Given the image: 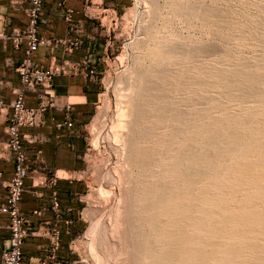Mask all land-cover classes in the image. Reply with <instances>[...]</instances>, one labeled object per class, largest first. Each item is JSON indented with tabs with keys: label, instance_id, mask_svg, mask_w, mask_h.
Returning <instances> with one entry per match:
<instances>
[{
	"label": "rangeland",
	"instance_id": "rangeland-1",
	"mask_svg": "<svg viewBox=\"0 0 264 264\" xmlns=\"http://www.w3.org/2000/svg\"><path fill=\"white\" fill-rule=\"evenodd\" d=\"M77 1L81 7L84 1ZM6 11L0 9V33L3 26H19L4 15ZM12 11L26 22L24 9ZM118 11L115 50L99 66L97 102L79 134V170L74 178L88 188L81 198L79 230L63 250L64 256L68 253L66 264H130L127 238L133 239L138 225L145 226L142 207L156 200L158 186L165 187L176 216H162L157 225L166 233L187 230L188 218L178 222V217L188 213L191 218L195 210L189 208L190 201H200L205 189L212 192L222 182L220 175L185 179V165L181 170L173 166L186 153L181 142L199 143L207 129L220 131L227 125L226 115H242L253 105L248 98L251 82L264 79V0H129ZM10 50L7 46L3 53ZM12 72L0 70V76L9 78ZM178 122L188 133L176 130ZM148 148L154 162L141 171L138 151ZM193 153L200 156L201 170L215 166L205 158L214 159L216 152ZM45 167L41 177L33 174L27 180L28 192L41 193L32 180L40 183L55 172ZM188 188H193L192 200ZM258 230L249 242L258 257H252L249 245L238 243L237 248L253 264H264V227Z\"/></svg>",
	"mask_w": 264,
	"mask_h": 264
},
{
	"label": "built area",
	"instance_id": "built-area-1",
	"mask_svg": "<svg viewBox=\"0 0 264 264\" xmlns=\"http://www.w3.org/2000/svg\"><path fill=\"white\" fill-rule=\"evenodd\" d=\"M45 0H8L11 10L24 9L27 24L23 29H13L9 34L1 30L0 40L9 41L13 50H23L20 63L15 67L19 77L20 89L13 91L15 98L8 104L0 94V112L8 108L5 149L13 164V171L8 181L3 180L0 171V215L9 220V236L0 253V264H66L58 256L61 245L59 212L60 202L56 189V172L32 187L50 191V210L54 213L52 221H42L35 227L21 211L20 204L26 192L25 181L33 174L42 175L46 170L41 146L50 140L59 141L66 133L79 135L75 131L70 117L71 104H59L53 89V80L59 76L82 75L98 81L101 75L99 66L106 62L115 50L116 30L121 16L117 7L106 4L105 0H84L80 9L70 7L66 0H56L55 10L66 26V35L62 38L44 37L40 28L46 23L44 15ZM39 49H47L54 58L55 52L69 56L76 51L82 52L78 61L59 60L44 66L33 59ZM6 81L0 77V91L6 87ZM27 95L35 97V105H28ZM54 110L63 114L62 121H55L56 131L53 137L24 133L23 130L38 129L46 122L45 114ZM41 177V176H40ZM39 177V178H40ZM41 179V178H40ZM39 196H42L40 193ZM45 209L32 212L40 217ZM33 236L46 241L35 259H25L22 246L25 239Z\"/></svg>",
	"mask_w": 264,
	"mask_h": 264
},
{
	"label": "bare ground",
	"instance_id": "bare-ground-1",
	"mask_svg": "<svg viewBox=\"0 0 264 264\" xmlns=\"http://www.w3.org/2000/svg\"><path fill=\"white\" fill-rule=\"evenodd\" d=\"M250 88L248 98L253 105L246 106L242 115H226L224 119L228 120L227 125L221 126L220 131L207 129L203 132L204 139L199 143L195 141L194 145H190L183 140L180 147L186 153L173 162L174 168L179 170L185 165L188 171L183 170L182 175L187 180L192 176L220 175L222 184L212 192L205 189L200 201H190L188 206L195 213L191 218L188 213L178 217V222L188 218V229L183 232L173 231L174 234L163 232V225L156 223L162 216H176L172 211L173 206L168 205L165 187H156V200L146 202L142 207L145 219H136H143L145 226H137L133 239L125 231L130 235H126V238L128 237L127 242L132 247L128 258L130 264H253L251 259H247L238 250V243L253 247L252 257H258V251L250 245V240L259 231L258 228L264 227V79L253 80ZM70 101L78 100L71 98ZM178 123L176 130L188 133V127ZM151 150L152 148L138 151L142 155V158L138 156L141 171H148L154 162L149 155ZM193 150L201 153L216 152L214 159L205 158L209 165L215 164L216 167L210 166L207 170H201L197 164L200 156H196ZM75 175L76 173L65 170L56 171V177L60 179ZM188 198L193 199V188H188ZM96 223L87 231V241L91 239ZM125 232L124 235L127 234Z\"/></svg>",
	"mask_w": 264,
	"mask_h": 264
},
{
	"label": "crops",
	"instance_id": "crops-1",
	"mask_svg": "<svg viewBox=\"0 0 264 264\" xmlns=\"http://www.w3.org/2000/svg\"><path fill=\"white\" fill-rule=\"evenodd\" d=\"M56 0H45L44 2V15L46 23L40 28V35L44 37H56L62 38L66 35V26L63 23L59 13L55 10L54 3ZM68 5L75 10L80 9L77 0H66ZM84 1V0H82ZM109 5L117 7L119 10H123L127 7L129 0H106ZM83 4V3H82ZM0 9H6L4 15L16 21L19 26L8 27L3 26L1 28L4 33L9 34L13 29H23L27 24L22 17H16L15 13L8 7V0H0ZM9 11V12H8ZM7 46L10 47L11 53H3ZM4 54V55H3ZM4 58L3 63L0 62V70L11 71L13 66L16 67L23 56V50L15 51L12 49L9 41L0 40V59ZM82 57L81 51H76L69 56H63L60 52L54 53V58L47 49H39L37 53L33 55L34 61L49 66L52 63L59 60L67 59L70 61H78ZM11 67V68H10ZM14 76H0L5 79L6 87L0 91L5 103L8 104L15 98L12 94L13 91L20 89V82L17 73L12 72ZM14 77V78H13ZM98 81L87 79L82 75L78 76H59L53 80V89L57 97L59 104L65 103L71 104L70 117L74 122L75 131L81 130V127L85 121H87L93 111V106L97 102V97L100 87ZM71 98H76L78 101L71 102ZM25 101L28 105H35L37 100L31 95H27ZM10 114L8 108L0 112V151L3 150L0 157V171L3 172V180L8 181L13 171V164L10 160L5 146L6 141V125L7 117ZM63 114L54 110L48 111L45 116L46 124L38 129L23 130L24 133L37 134L43 137H53L56 133L53 124L55 121H62ZM79 135L64 134L59 141L50 140L41 146L43 153V161L47 167H50L52 171L65 170L68 172L76 173L79 170V152L81 148V140ZM29 180V179H28ZM26 192L23 195L22 202L20 204L21 211L29 218L31 223L37 227L42 221H52L54 219V213L50 210L49 189L42 188L40 192L42 196H39L37 190L28 192L29 186H27V180L25 181ZM32 188V187H31ZM88 188L85 181L75 179L74 177L68 179H60L57 181L56 189L59 196V212L61 213L60 230H61V250L59 251V258L65 263L67 254H63V250H66L68 243L71 239V235L78 229V213L81 207V198ZM38 193V194H37ZM37 209H45L42 216L37 217L32 214ZM9 220L6 216L0 215V253L5 241L9 236L8 231ZM46 245V241L37 237L30 236L25 239L22 246V252L25 259H35L40 254V248Z\"/></svg>",
	"mask_w": 264,
	"mask_h": 264
}]
</instances>
